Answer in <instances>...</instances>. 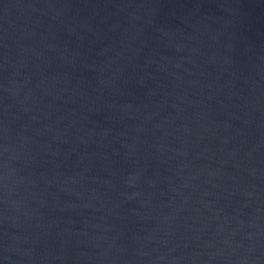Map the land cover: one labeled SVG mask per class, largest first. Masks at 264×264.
<instances>
[{"label":"water","instance_id":"95a60500","mask_svg":"<svg viewBox=\"0 0 264 264\" xmlns=\"http://www.w3.org/2000/svg\"><path fill=\"white\" fill-rule=\"evenodd\" d=\"M0 264H264V0H0Z\"/></svg>","mask_w":264,"mask_h":264}]
</instances>
